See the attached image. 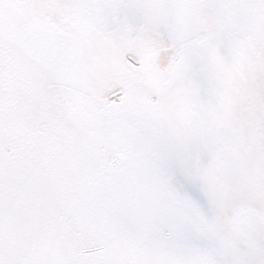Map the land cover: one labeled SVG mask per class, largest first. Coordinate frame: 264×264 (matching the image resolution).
<instances>
[{
  "label": "snow or ice",
  "instance_id": "snow-or-ice-1",
  "mask_svg": "<svg viewBox=\"0 0 264 264\" xmlns=\"http://www.w3.org/2000/svg\"><path fill=\"white\" fill-rule=\"evenodd\" d=\"M0 264H264V0H0Z\"/></svg>",
  "mask_w": 264,
  "mask_h": 264
}]
</instances>
